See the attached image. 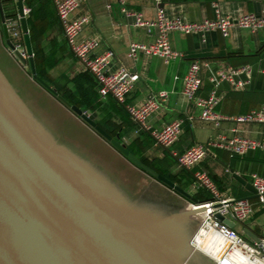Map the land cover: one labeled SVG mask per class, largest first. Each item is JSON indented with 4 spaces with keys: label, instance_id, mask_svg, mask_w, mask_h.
<instances>
[{
    "label": "crops",
    "instance_id": "crops-1",
    "mask_svg": "<svg viewBox=\"0 0 264 264\" xmlns=\"http://www.w3.org/2000/svg\"><path fill=\"white\" fill-rule=\"evenodd\" d=\"M15 1L3 0L5 14H17ZM27 1L39 12V18L34 23V27L41 34L37 35L38 39L34 42V47L42 53L41 62L43 64L45 59L55 52L57 64L54 69L48 70V73L56 74V83L64 84L69 89L61 91L58 86L53 85L54 83L49 84L56 90L60 89L62 93H69L74 97L82 98L84 94L87 95L94 104L83 111L95 117L96 122H102L104 126L115 129L117 136L114 139L118 140L120 137L123 144L127 147L134 146L138 154L148 159L154 167L176 177L177 182L173 183L190 193L198 202L210 198V195L204 191L198 195L192 194L191 191L194 174L197 171H203L209 174L222 193L238 200H248L258 206V199L252 198L253 194L241 182H247L252 186L253 174L264 176V149L250 151L246 156L238 157L232 156L225 150L212 148L201 165L193 171L180 169L174 154H182L195 145H207L220 135L228 138L238 136L264 143V125L223 123L220 128H217L214 125L202 123L199 120L200 110L183 95V80L193 62H199L202 66L203 85L199 92V97L202 98H209L216 89L213 80L219 71H226L231 67L251 66L253 73L246 90L235 91L227 83L218 87L223 99L217 107V112L226 117H236L262 109L264 107V74L262 73L264 71V31L252 33L235 29L227 39H224L219 32L204 35L173 33L170 37L171 45L175 51L183 55L181 60L166 64L158 58L147 57L144 54H139L137 59H133L129 55L131 45L150 43L154 41V36L148 35L144 29L134 27L133 19L122 13L117 0L109 2L84 0L81 8L73 14L74 19L84 15L91 17V22L84 29L83 36L100 38L101 47L97 54H103L106 51H112L115 54L112 70L125 68L138 77L135 89L127 99V105L142 104L156 97L159 92L165 91L169 94V99L150 118L149 124L152 131H161L177 120L184 121L180 141L173 148L164 149L156 146L151 134L141 130L131 120L125 106L111 98L102 99L99 96L96 80L82 68L68 47L53 1ZM213 4L218 5L220 13L225 17L238 18L250 13L264 15V0H164L162 6L169 18L180 17L191 23H200L205 19L215 18ZM129 8L134 12L142 13L148 19H153L157 12V7L151 0H132ZM18 20L17 14V20L10 17L7 21L19 24ZM19 25L26 49L21 24ZM4 45H6L5 35L0 16V65L12 82L13 74L17 76L20 74L13 61L9 59L8 53L4 51ZM34 84L39 86L36 82ZM44 92L47 91L44 90ZM51 98L47 100L52 102ZM54 102L56 103L53 104L62 112L63 110L69 112L59 102ZM94 107L96 109H93ZM76 120L84 126L85 129L78 125L89 138L102 144V150L106 154L115 153L118 156L119 160L116 161L119 165L127 164L134 172L148 178L158 190H163L162 193L171 197L169 201L164 199L157 201L153 197L151 198L152 206L172 213L189 208L191 201L136 169L77 117ZM146 197L150 199L148 195ZM227 219L228 222L223 223L250 242H258L259 238L264 236V208H258L253 218L245 223Z\"/></svg>",
    "mask_w": 264,
    "mask_h": 264
},
{
    "label": "water",
    "instance_id": "water-1",
    "mask_svg": "<svg viewBox=\"0 0 264 264\" xmlns=\"http://www.w3.org/2000/svg\"><path fill=\"white\" fill-rule=\"evenodd\" d=\"M15 3L27 57L11 39L0 0L5 44L20 65L30 66L32 80L136 169L198 203L38 76L27 4ZM206 217V210L172 213L134 200L45 126L0 65V264H217L190 244Z\"/></svg>",
    "mask_w": 264,
    "mask_h": 264
},
{
    "label": "built area",
    "instance_id": "built-area-1",
    "mask_svg": "<svg viewBox=\"0 0 264 264\" xmlns=\"http://www.w3.org/2000/svg\"><path fill=\"white\" fill-rule=\"evenodd\" d=\"M52 1L68 47L82 68L96 80L99 96L102 99L111 98L125 106L131 120L141 130L151 134L156 146L164 149L173 148L183 135L184 121H174L161 131H152L149 124L150 118L168 101L169 94L161 91L156 97L142 104L127 105V99L134 91L138 77L125 68L112 70L115 54L112 51L97 54L101 47L100 38L83 36V31L90 24L91 17L84 15L74 19L73 14L81 8L84 0ZM117 1L122 13L133 19L134 27L144 29L148 35L154 36V41L150 43L131 45L129 55L133 59H137L139 54H144L147 57L158 58L166 64L181 60L183 55L175 51L171 45L170 37L173 33L204 35L219 32L224 39H227L235 29L252 33L264 31V15L250 13L238 18L225 17L220 13L217 4H213L215 18L205 19L200 23H191L180 17L169 18L165 9L161 8L164 0H151L157 7L156 16L153 19L146 18L140 12L132 11L129 8L132 0ZM25 14L29 16L28 8L25 9ZM7 25L11 39L18 43L13 42L16 48L27 57L26 49L22 44L21 31L17 29L18 23L7 21ZM201 72L202 66L199 62H193L189 66L183 80V95L200 110L199 120L202 123L211 124L217 128H220L223 123L264 125V107L250 114L236 117H226L217 112V107L223 99L218 87L227 83L235 91L246 90L253 73L251 66L231 67L226 71H219L213 80L216 89L209 98L199 97L203 85ZM262 73L264 74V71ZM212 148L225 150L232 156L244 157L250 151L264 149V143L238 136L228 138L220 135L207 145H195L182 154L175 153L174 157L180 169L193 171L201 165ZM251 178L252 186L257 192L258 206L248 200H238L222 193L208 173L197 171L194 174L192 194L198 195L204 191L210 195V198L189 205L190 211H207V217L196 230L190 244L191 247L217 264H264V236L260 237L258 242H250L236 230L217 219L219 215L245 223L253 218L258 208H264V176L253 174ZM206 245H208L207 248Z\"/></svg>",
    "mask_w": 264,
    "mask_h": 264
},
{
    "label": "rangeland",
    "instance_id": "rangeland-1",
    "mask_svg": "<svg viewBox=\"0 0 264 264\" xmlns=\"http://www.w3.org/2000/svg\"><path fill=\"white\" fill-rule=\"evenodd\" d=\"M19 24L17 28L18 30L20 29ZM4 51L8 53L9 59L13 61V64L17 67L16 69H18L20 74L18 76L13 74L11 79L14 86L34 111L36 116L42 120L45 126L66 147L106 173L134 200L150 205L152 203L151 198L153 197L156 198L157 201L159 199L167 201L171 200L170 196L162 193L163 190H158L157 186L153 185L148 178H144L140 173L134 172L127 164L119 165L116 161L119 160V158L114 152H111L114 153L111 155L106 154L105 151L102 150V144L93 141L85 134V131L78 126L80 125L84 128V126L77 122L76 117L70 111L65 112L63 110L62 112L57 106H55V104H53L56 103L54 101L57 100H54V98H51L52 96L47 92H44V89L41 88V86H36L34 84L30 66L22 67V65H20L11 55V52L6 45H4ZM55 75L56 74L48 73L47 79L54 83L53 85L58 86L61 91L69 89L64 86V84L56 83ZM49 85L53 87V85ZM49 97L53 100L52 102L51 100H47ZM146 195H148L150 199H147Z\"/></svg>",
    "mask_w": 264,
    "mask_h": 264
},
{
    "label": "trees",
    "instance_id": "trees-1",
    "mask_svg": "<svg viewBox=\"0 0 264 264\" xmlns=\"http://www.w3.org/2000/svg\"><path fill=\"white\" fill-rule=\"evenodd\" d=\"M26 1V0H25ZM27 7L30 8V14L28 16V26H29V30H30V36H31V41H32V45H33V51H34V59H35V64H36V69H37V74L38 76L45 81L46 83H50V81L47 79V74H48V70H52L56 67L57 64V59H56V53L52 52L43 62L42 64V53L38 50L35 49L34 47V42L37 41V35L41 34L40 31L35 30L36 28L34 27V23L38 20L39 18V12L36 11V9L30 4L28 3V1L26 2ZM12 18L13 20H17V14L13 13L12 15H7L6 14V18L8 20V18ZM44 34V33H43ZM14 41L15 44H18L14 39H12ZM22 44L24 46V42L22 41ZM59 94L65 98L69 103H71L72 105H75L77 107H79L82 110H86L89 107H91L94 102L92 100H90L88 98L87 95H83L82 98H78V97H74L73 95H70L69 93H62L60 91V89H57ZM95 101V100H94ZM117 103V102H116ZM93 109H96V107H94ZM111 122V121H110ZM97 124L102 127L109 135H111L113 138H115L117 136V131L111 127H106L102 124V122H97ZM128 150L130 151L131 154L135 155L138 159H140L145 165L149 166L150 168H152L153 170H155L156 172H158L160 175H163L164 177H167L168 179H170L172 182H177V178L171 175H168L166 172H163L159 169H157L156 167H154L150 161L144 157H142L140 154H138V152L135 150L134 146H129L127 147Z\"/></svg>",
    "mask_w": 264,
    "mask_h": 264
},
{
    "label": "bare ground",
    "instance_id": "bare-ground-1",
    "mask_svg": "<svg viewBox=\"0 0 264 264\" xmlns=\"http://www.w3.org/2000/svg\"><path fill=\"white\" fill-rule=\"evenodd\" d=\"M208 247V245H206V248Z\"/></svg>",
    "mask_w": 264,
    "mask_h": 264
}]
</instances>
